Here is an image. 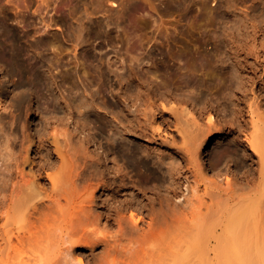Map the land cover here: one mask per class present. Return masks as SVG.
Wrapping results in <instances>:
<instances>
[{
  "label": "rangeland",
  "instance_id": "374dc122",
  "mask_svg": "<svg viewBox=\"0 0 264 264\" xmlns=\"http://www.w3.org/2000/svg\"><path fill=\"white\" fill-rule=\"evenodd\" d=\"M256 66L259 75L264 0H0V100L6 105L0 131L20 141L47 124L69 130L82 124L92 137L85 146L108 153L134 185L124 192L141 188L157 196L168 182L154 174L155 161L164 156L161 175L173 160L181 162L173 146L136 129L113 133L137 124V103H189L198 113L212 112L225 129L210 139V160L234 136L226 132L238 120L233 113L246 109L262 85L248 81ZM229 168L224 176H232ZM58 245L65 247L58 242V252ZM85 251L76 247L72 254ZM61 253L56 263L67 264ZM4 256L0 264H10Z\"/></svg>",
  "mask_w": 264,
  "mask_h": 264
},
{
  "label": "bare ground",
  "instance_id": "6f19581e",
  "mask_svg": "<svg viewBox=\"0 0 264 264\" xmlns=\"http://www.w3.org/2000/svg\"><path fill=\"white\" fill-rule=\"evenodd\" d=\"M257 71L248 81L262 85L233 113L234 136L213 159L205 150L225 127L189 103H137V124L112 128L178 150L181 162L164 175V156L155 161L168 182L155 197L124 192L134 185L108 153L85 146L92 137L82 124H47L20 141L0 131V261L57 264L63 251L67 264H264V66ZM4 109L0 100V124ZM56 242L69 244L58 252ZM76 247L89 252L74 255Z\"/></svg>",
  "mask_w": 264,
  "mask_h": 264
}]
</instances>
